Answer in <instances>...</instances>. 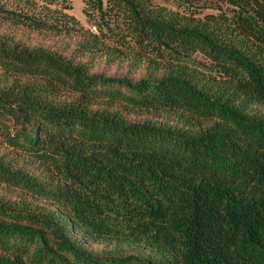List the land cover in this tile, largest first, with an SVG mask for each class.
<instances>
[{"label": "trees", "instance_id": "obj_1", "mask_svg": "<svg viewBox=\"0 0 264 264\" xmlns=\"http://www.w3.org/2000/svg\"><path fill=\"white\" fill-rule=\"evenodd\" d=\"M81 1L0 0V264H264V0Z\"/></svg>", "mask_w": 264, "mask_h": 264}, {"label": "rangeland", "instance_id": "obj_2", "mask_svg": "<svg viewBox=\"0 0 264 264\" xmlns=\"http://www.w3.org/2000/svg\"><path fill=\"white\" fill-rule=\"evenodd\" d=\"M154 1L157 4H160L162 6H167V7L173 6L170 2L166 0H154ZM69 2L72 6V10L68 11V14L74 17L85 30L91 29V25L88 23L87 18L84 14L85 6L82 3V1L81 0H69ZM208 3H210V1H208ZM37 42L40 43L42 42V40H39ZM98 71L105 72L108 76H114V75H117V73H119L116 67L111 68V67H107L104 65L100 66ZM90 248L96 253H104L105 249H112V247L107 248L104 245H93Z\"/></svg>", "mask_w": 264, "mask_h": 264}]
</instances>
